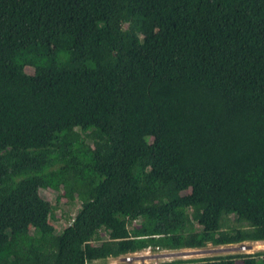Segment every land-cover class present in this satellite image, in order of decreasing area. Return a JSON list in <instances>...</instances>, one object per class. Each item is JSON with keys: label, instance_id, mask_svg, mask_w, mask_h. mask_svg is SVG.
Masks as SVG:
<instances>
[{"label": "trees", "instance_id": "trees-1", "mask_svg": "<svg viewBox=\"0 0 264 264\" xmlns=\"http://www.w3.org/2000/svg\"><path fill=\"white\" fill-rule=\"evenodd\" d=\"M262 240L264 0H0V264Z\"/></svg>", "mask_w": 264, "mask_h": 264}, {"label": "rangeland", "instance_id": "rangeland-1", "mask_svg": "<svg viewBox=\"0 0 264 264\" xmlns=\"http://www.w3.org/2000/svg\"><path fill=\"white\" fill-rule=\"evenodd\" d=\"M27 72L33 73V68L28 67ZM64 189L60 188L59 190L46 189L41 191L43 197H47L54 202L59 203V207L56 211V221H52V224L55 226L57 232H61L65 227L71 222V218L75 216L77 211L80 208V202L74 201L73 203L68 202L67 198L64 196ZM178 195H181L182 192H178ZM140 222L135 221L134 225H138ZM102 236L107 237L105 231H102ZM245 246V247H243ZM146 249V248H145ZM142 249L139 254H143ZM258 251H264V240L262 241H247L243 243L236 244H225V245H215L212 243L207 244L202 248H181V249H166V248H152L148 256L142 257L144 262L147 264H154V260H157L159 264L162 262H172L171 264H184L187 263V260H193L203 257H217L225 256L228 254H253ZM116 261L111 258L105 260L106 264H139L138 258H134L129 262H126L121 257H115ZM186 261V262H185ZM100 262H103L100 261ZM190 263V262H188ZM238 264H242V261L237 260Z\"/></svg>", "mask_w": 264, "mask_h": 264}, {"label": "built area", "instance_id": "built-area-1", "mask_svg": "<svg viewBox=\"0 0 264 264\" xmlns=\"http://www.w3.org/2000/svg\"><path fill=\"white\" fill-rule=\"evenodd\" d=\"M243 247H245V246H243ZM145 254H135V256H132V255H125V257L123 258L126 262H129V261H131L132 259H134V258H138L137 260H138V263L139 264H147L146 262H144V259H142V257H146V256H148V255H146V256H144ZM154 264H159L158 263V261L157 260H154ZM148 264H150V263H148Z\"/></svg>", "mask_w": 264, "mask_h": 264}, {"label": "clouds", "instance_id": "clouds-1", "mask_svg": "<svg viewBox=\"0 0 264 264\" xmlns=\"http://www.w3.org/2000/svg\"><path fill=\"white\" fill-rule=\"evenodd\" d=\"M151 249H152V247H148V248H146V249L143 251V254H145L144 256H146L147 253H149V252L151 251ZM157 249H159V248H157ZM140 251H141V250H140ZM141 252H142V251H141ZM138 253H140V252L136 251V254H138ZM125 255H129V253H128V254H125ZM125 255H121V257L124 258ZM119 257H120V256H119Z\"/></svg>", "mask_w": 264, "mask_h": 264}, {"label": "crops", "instance_id": "crops-1", "mask_svg": "<svg viewBox=\"0 0 264 264\" xmlns=\"http://www.w3.org/2000/svg\"><path fill=\"white\" fill-rule=\"evenodd\" d=\"M138 252H141V251H138ZM135 254H136V252H130L129 253V255H132V256H135ZM121 257V256H120ZM109 258H111L112 260H114V261H116L115 259H117V258H115V257H109ZM108 258V259H109ZM121 259H122V257H121Z\"/></svg>", "mask_w": 264, "mask_h": 264}]
</instances>
